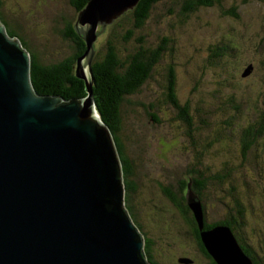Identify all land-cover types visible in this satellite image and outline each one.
Returning <instances> with one entry per match:
<instances>
[{"label": "trees", "instance_id": "trees-1", "mask_svg": "<svg viewBox=\"0 0 264 264\" xmlns=\"http://www.w3.org/2000/svg\"><path fill=\"white\" fill-rule=\"evenodd\" d=\"M88 1L69 0V5L75 14L63 15L55 20V28L51 32L56 37L57 42L54 47L58 49V52L53 56L34 44L33 37L39 30L37 32L28 25L26 17L30 14L24 11L22 15H19L24 18L22 21L10 18L9 13L7 16L2 11L4 10L3 1H0V24L5 27L7 35L18 38L21 48L29 53L30 79L37 94L60 96L65 100L87 96L85 82L77 78L75 74L77 61L86 51L83 36L75 27L77 15L85 8ZM222 1L139 0L134 8L125 11L111 24L105 28H98L97 39L86 56V62L91 71V99L101 121L111 132L121 163L126 212L135 226L143 231L142 234L145 236L143 252L146 257L149 256V262L152 264H158L152 259L155 256L154 242L152 238H148L145 232L146 227L137 216L134 199L140 197L137 195L140 188L138 182L133 179L134 163L125 153V143L121 136L126 120L129 121L130 118L139 114L138 108L142 109L151 122L156 123L158 122L157 111L160 108L162 110L172 108L174 112L172 121L182 123L186 140L188 141L189 138V144L192 147L189 166L185 169L183 178L180 177L176 181L175 187L157 182L159 188L157 193L164 197L180 218L179 221L176 219L172 221L176 225L175 235L179 232V227L186 230L185 233L189 236L192 246L197 248L198 245L203 252L202 255L207 258L200 255L201 260L207 264H214L203 247L200 230L188 207L187 199L189 194L194 195L200 201L203 213L206 215L207 200H212L211 197L216 196L221 203V205L217 204L219 218L210 222L205 220L204 230L219 225L228 226L253 264H264V259L257 257L248 242V240L256 242L259 239L258 247L256 244L257 250H264V214L263 211L255 214L253 210L250 211L246 207L249 205L246 199L249 200L253 193L256 194L255 188L260 189L261 196L264 198V163L259 159V156L264 155L262 148L264 143V63H260V70L258 67L259 89L249 85L247 88L249 92H245L247 98L243 95V89L239 83L231 79L233 77L231 75L236 72V66H240L237 72L239 73L241 70L244 72L250 64L247 60H243V52H247L250 60L263 61L264 27L258 33H248L249 43L239 47L234 39L243 37V33L238 34V30L236 32L229 30L230 35L207 43L204 48L194 52L197 55L191 50L189 67L186 69L187 65H183V70H187L190 76L186 79L189 83L187 91L189 97H186L184 101L178 100L175 90L177 56L173 44L178 36L188 32L189 26L192 27L193 17L196 21L201 20L199 10L218 6L222 10L221 17L238 20L240 18L238 8L241 6H249L251 2L264 3V0H234L224 6ZM14 13L18 15L17 10ZM47 40L49 41L48 38ZM84 62L83 59L82 63ZM157 74L163 77L162 87H159L162 91L161 97L159 99L156 96L153 97L148 104L135 102L133 97L140 93L141 86L153 80ZM241 74L237 75L242 80L244 77ZM206 75L212 77L213 89L206 94L205 99L200 96L205 89L210 88L208 84L203 90L205 85L203 79ZM213 103L217 104L213 107L215 121L209 119L204 109ZM201 114L207 117L208 121L202 119L197 122V117L200 118ZM240 114H245L246 123L238 119L237 116ZM203 128L208 129L205 131L211 130L212 141L204 142L201 136L197 138V129L200 131ZM231 141L239 142L240 150L236 155L239 158L237 157L235 162L237 164L222 165L221 169L215 168V172L202 170L201 157L205 154L212 157L218 153H225L231 149ZM200 142L203 144L200 145ZM214 143H222L224 152L219 146L214 147L212 145ZM200 146H203L204 152L195 150ZM207 148L210 150L205 153ZM212 150L214 152H211ZM198 167L201 170H198ZM239 168L243 173L241 177L245 179L242 185L236 183ZM247 236L249 239L245 240Z\"/></svg>", "mask_w": 264, "mask_h": 264}, {"label": "water", "instance_id": "water-1", "mask_svg": "<svg viewBox=\"0 0 264 264\" xmlns=\"http://www.w3.org/2000/svg\"><path fill=\"white\" fill-rule=\"evenodd\" d=\"M138 2L89 0L78 13L86 51L75 74L85 98L37 94L29 53L0 24V264H152L126 212L121 163L91 99L89 65L87 73L81 67L98 28ZM187 203L215 264H253L228 226L204 230L200 201L189 194Z\"/></svg>", "mask_w": 264, "mask_h": 264}, {"label": "rangeland", "instance_id": "rangeland-1", "mask_svg": "<svg viewBox=\"0 0 264 264\" xmlns=\"http://www.w3.org/2000/svg\"><path fill=\"white\" fill-rule=\"evenodd\" d=\"M0 1H3L4 10L2 11H4L7 16L9 13L10 16L8 17L10 18L13 17L14 19L22 21L24 18L19 15H22L24 11L27 14H30L26 19H28L29 26L36 29L37 32L39 30V32L33 37V40L34 44L38 46L40 50L43 49L52 56L58 52V49L54 47L57 40L51 30L55 28V20L59 19L60 16H72L75 14L69 5V0ZM233 1L234 0H223L222 5L225 6ZM9 5L10 8H8ZM16 10L18 15L14 13ZM263 10L264 3L258 4L255 2L253 4V2H251L249 6L246 5L245 7L241 6L238 8L240 16L238 20L229 17H221L222 10L221 7L218 6L199 10L198 13L201 20L199 21L197 19L196 21L194 20L195 17H193L191 22L192 27L189 26L188 32L184 35L178 36L173 44V47L176 49L175 55L177 56V69L175 68V90L178 100L180 99L181 101H184L186 97H189V94H187L189 83L186 79L190 76L187 70H183V65H187L185 66L186 69L189 67L188 65L191 63L189 56L190 51L193 50V54L197 55L194 52H197L198 49L204 48L207 43L217 39H224V37L230 35L229 30H235V32L238 30V34L243 33V37L234 39V42L238 47L249 43L247 40L248 33H258L264 27V17L262 18V15L264 14ZM86 29L87 28H84V26L78 27V31L82 36L85 34ZM31 31L33 32V30ZM231 35L233 34L231 33ZM38 37L39 39L37 40ZM255 40L257 39L255 38ZM243 53V60H247L248 63L252 64L254 69L250 76L247 75L241 80L239 76L242 73V70L237 73L240 68L238 65L235 67L236 72L231 75V77L233 76L231 79L236 81L237 84L239 83V86L243 89V95L247 98L245 92H249L247 89L249 85L259 89L258 71L261 69L260 63H264V59L263 61H257L255 59L250 60L247 52ZM239 58L241 59L240 56ZM81 67L84 68V72L87 73L86 59L84 63H81ZM237 74H239V76ZM163 75L164 73L162 72V76ZM162 79L163 77H160L157 74L154 76L153 80L144 83L140 88V93L136 97H133V100L135 102L140 101L148 104L152 101L153 97L155 98V96L159 99L161 97L160 93H162L159 88L162 87ZM203 80L205 83L203 90L208 84H210V88L205 89L200 96L201 98L206 99V94L213 89V79L210 75H206ZM192 98L193 95L191 96V99ZM216 105L217 104L213 103V105L209 104L204 108L205 113H208L209 119L212 121L216 120L213 113V107ZM138 111L139 114L130 118L129 121L126 120L125 126L121 130V136L125 143V153L134 163L135 176L133 179L138 182L140 188V192L137 194L140 197L134 199L137 216L145 225V232L147 233L148 238H152L154 242L155 256L152 257V259L158 264H180L177 262L179 258L193 259L192 261H195L193 264H207V262H204L201 259L197 260V248L192 246L189 236L185 233L186 230L183 228L180 229L179 227V232L175 235L176 225L173 224L172 221L173 219L179 221L180 218L177 216L178 214L176 215L174 213L171 205L164 199V197L157 193L159 191L157 182L175 187L176 181L180 177L183 178L185 169L189 166L190 155H192V147L189 144V138L187 141L182 123L180 121H172V115L174 113L172 108L169 110H162V108H160V110L157 111V123L151 122L141 108H138ZM244 115L245 114H240L237 117L240 121L244 120V123H246L247 120ZM200 118L197 117V122L202 119L208 121V118L203 116V114H201ZM204 128L200 131L197 129V138H199L198 136H201L204 142L212 141L213 134H211V130L205 131L208 129ZM199 144L202 145L203 142H200ZM219 144L214 143L212 145L216 148L219 146L222 152H224L222 143ZM230 144L231 149L225 153H218L216 156L212 157L206 154L203 155L201 157L202 170L204 169L207 172H215L216 169H221L225 164H237L235 162H237V152L240 150L239 142L231 141ZM203 146H200L199 149L195 150L200 153L204 152ZM262 148L264 149V143L262 144ZM209 150L208 148L205 149V153L209 152ZM211 152H214V150ZM259 159L264 163V155L263 157L259 156ZM201 168L198 167V170H201ZM241 174H243L242 169L239 168V174L236 176V183L238 185H242L245 180L241 177ZM255 190L256 194L253 193L249 200L246 199L249 204L246 207L250 211L253 210L255 214L256 212L258 213V211L260 213L263 211L264 214V198L261 196L260 189L255 188ZM253 195H255V197H253ZM211 199L212 200H207L205 205V220L207 222L219 218L217 204L221 205V203L218 202L216 196L211 197ZM261 199L262 201H260ZM141 232L143 233L142 230ZM246 239H249L248 236L245 237V240ZM248 242L250 243V247L254 249L257 257L264 259V250H257L259 239H257L256 242L250 240H248ZM148 257L146 258L149 260L150 258ZM211 260L213 261L212 258ZM213 263L215 264L214 261Z\"/></svg>", "mask_w": 264, "mask_h": 264}, {"label": "flooded vegetation", "instance_id": "flooded-vegetation-1", "mask_svg": "<svg viewBox=\"0 0 264 264\" xmlns=\"http://www.w3.org/2000/svg\"><path fill=\"white\" fill-rule=\"evenodd\" d=\"M196 252H197V260H198V259H201V258H200V255H202L203 252H202L201 248H200L198 245H197V251H196ZM204 256H205V255H204ZM204 256L202 255V257H204ZM204 258L207 259L206 256H205ZM192 260H193V259H192ZM194 262H195V261H192L191 264H193Z\"/></svg>", "mask_w": 264, "mask_h": 264}, {"label": "bare ground", "instance_id": "bare-ground-1", "mask_svg": "<svg viewBox=\"0 0 264 264\" xmlns=\"http://www.w3.org/2000/svg\"><path fill=\"white\" fill-rule=\"evenodd\" d=\"M95 114H96V113H95ZM95 114H94V117H95L96 120H98V118H97V116H96L97 114H96V115H95Z\"/></svg>", "mask_w": 264, "mask_h": 264}]
</instances>
